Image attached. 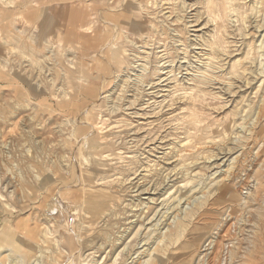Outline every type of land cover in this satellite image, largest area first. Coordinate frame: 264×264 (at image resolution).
Returning a JSON list of instances; mask_svg holds the SVG:
<instances>
[{
	"label": "rangeland",
	"instance_id": "1",
	"mask_svg": "<svg viewBox=\"0 0 264 264\" xmlns=\"http://www.w3.org/2000/svg\"><path fill=\"white\" fill-rule=\"evenodd\" d=\"M9 1L0 264H264V0Z\"/></svg>",
	"mask_w": 264,
	"mask_h": 264
},
{
	"label": "bare ground",
	"instance_id": "2",
	"mask_svg": "<svg viewBox=\"0 0 264 264\" xmlns=\"http://www.w3.org/2000/svg\"><path fill=\"white\" fill-rule=\"evenodd\" d=\"M11 1V0H10ZM9 1V2H10ZM230 2H231V0H230ZM264 4V3H263ZM137 10V9H136ZM127 11V10H126ZM128 11H130L129 9H128ZM41 23V22H40ZM34 30L36 31V33L37 32H39V28L38 27H34ZM6 40V39H5ZM112 49V48H111ZM52 54V53H51ZM51 57V56H50ZM106 61V60H105ZM38 62V61H37ZM122 63V62H121ZM35 65H36V63H35ZM38 65V64H37ZM39 67H37V69H38ZM41 68V67H40ZM40 70V69H39ZM42 71V70H41ZM113 73V72H112ZM76 81V80H75ZM24 86V85H23ZM1 119V118H0ZM32 138H33V136H32ZM37 139V138H36ZM37 143V142H36ZM220 166V165H219ZM98 200H100V199H98ZM102 209V208H101ZM100 211V210H99ZM177 218V217H176ZM212 233V232H211ZM218 234V233H217ZM208 238V237H207ZM209 238H210V236H209ZM212 239V238H211ZM215 239V238H214ZM214 241L215 240H210V244L208 245L209 247L211 246V245H213L214 244ZM206 244V243H205ZM205 244H203L202 245V247H204V245ZM210 249H212V248H209L207 251H206V254H205V256H204V258H208V256H210V254H211V250ZM210 252V253H209ZM203 260H205V259H203ZM208 260H209V258H208Z\"/></svg>",
	"mask_w": 264,
	"mask_h": 264
},
{
	"label": "built area",
	"instance_id": "3",
	"mask_svg": "<svg viewBox=\"0 0 264 264\" xmlns=\"http://www.w3.org/2000/svg\"><path fill=\"white\" fill-rule=\"evenodd\" d=\"M214 243H215V241H214ZM209 244H210V241H208V245H209ZM208 245H207V246H204V247H206V248H205V249H206L205 251H207L209 248H212V246H213L214 244L211 245L210 247H209ZM207 248H208V249H207ZM210 250H212V249H210ZM210 252H211V251H210ZM210 252H209V253H210ZM205 254H206V252H205ZM211 254H212V252H211ZM211 254H210V255H211ZM204 256H205V255H204ZM208 258H210V256H208ZM208 258H204V257H203V259H205V260H202V263H198V264H203L204 261H208Z\"/></svg>",
	"mask_w": 264,
	"mask_h": 264
}]
</instances>
